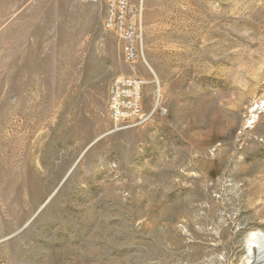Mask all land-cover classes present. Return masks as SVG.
<instances>
[{"label":"rangeland","instance_id":"374dc122","mask_svg":"<svg viewBox=\"0 0 264 264\" xmlns=\"http://www.w3.org/2000/svg\"><path fill=\"white\" fill-rule=\"evenodd\" d=\"M0 0V264H250L264 233V0ZM150 118L115 125L118 77Z\"/></svg>","mask_w":264,"mask_h":264},{"label":"built area","instance_id":"2783aa9c","mask_svg":"<svg viewBox=\"0 0 264 264\" xmlns=\"http://www.w3.org/2000/svg\"><path fill=\"white\" fill-rule=\"evenodd\" d=\"M105 4L106 28L115 31L123 42L126 60L136 62L142 56V10L132 0H105ZM142 86L140 77L118 76L115 79L110 106L116 126L122 122L130 127L138 126L149 120L150 114L143 111Z\"/></svg>","mask_w":264,"mask_h":264},{"label":"bare ground","instance_id":"6f19581e","mask_svg":"<svg viewBox=\"0 0 264 264\" xmlns=\"http://www.w3.org/2000/svg\"><path fill=\"white\" fill-rule=\"evenodd\" d=\"M248 250L250 264H264V233H250Z\"/></svg>","mask_w":264,"mask_h":264}]
</instances>
